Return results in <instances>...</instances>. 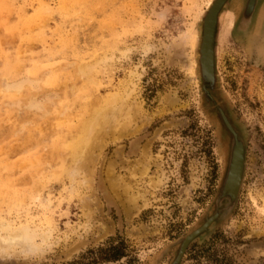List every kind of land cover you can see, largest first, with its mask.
Returning a JSON list of instances; mask_svg holds the SVG:
<instances>
[{
    "label": "rangeland",
    "instance_id": "rangeland-1",
    "mask_svg": "<svg viewBox=\"0 0 264 264\" xmlns=\"http://www.w3.org/2000/svg\"><path fill=\"white\" fill-rule=\"evenodd\" d=\"M215 1L0 0V264H264V0L206 73Z\"/></svg>",
    "mask_w": 264,
    "mask_h": 264
},
{
    "label": "water",
    "instance_id": "water-1",
    "mask_svg": "<svg viewBox=\"0 0 264 264\" xmlns=\"http://www.w3.org/2000/svg\"><path fill=\"white\" fill-rule=\"evenodd\" d=\"M225 1L226 0H216L211 6L210 11L206 18L205 33H204L202 49H201V53L203 55V59H201V64L203 71L206 73L209 72V70H211L213 37L215 32V26L218 20L219 13ZM220 112L222 114V117L226 125H228V127L233 130L225 113L222 110H220ZM243 168H244V149L242 144L240 143L236 146V149L233 153V158L226 179L225 189L229 193V195L232 196L236 195L241 183ZM215 217L216 215L207 219V221L201 227L194 230L184 239L181 247V253L184 251L187 244L193 238H195L199 233L204 231L208 227V225L215 219Z\"/></svg>",
    "mask_w": 264,
    "mask_h": 264
},
{
    "label": "trees",
    "instance_id": "trees-1",
    "mask_svg": "<svg viewBox=\"0 0 264 264\" xmlns=\"http://www.w3.org/2000/svg\"><path fill=\"white\" fill-rule=\"evenodd\" d=\"M127 244L123 238L112 240L109 245L98 248L99 258L104 262L118 261L126 256ZM92 252V251H90Z\"/></svg>",
    "mask_w": 264,
    "mask_h": 264
}]
</instances>
